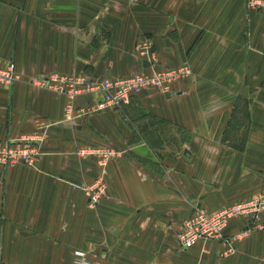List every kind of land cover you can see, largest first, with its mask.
Listing matches in <instances>:
<instances>
[{
	"label": "crops",
	"instance_id": "1",
	"mask_svg": "<svg viewBox=\"0 0 264 264\" xmlns=\"http://www.w3.org/2000/svg\"><path fill=\"white\" fill-rule=\"evenodd\" d=\"M145 41L152 65L135 51ZM9 62L18 80L0 85V143L40 142L32 167L0 166V264H72L74 250L98 264H264V210L230 219L218 239L176 243L195 209L264 194V15L245 0H0ZM178 67L189 75L172 94L142 91L71 124L63 96L28 83ZM96 180L91 209L79 187Z\"/></svg>",
	"mask_w": 264,
	"mask_h": 264
},
{
	"label": "built area",
	"instance_id": "2",
	"mask_svg": "<svg viewBox=\"0 0 264 264\" xmlns=\"http://www.w3.org/2000/svg\"><path fill=\"white\" fill-rule=\"evenodd\" d=\"M247 11L258 12L264 15V0H245ZM150 44L142 42L137 45L136 53L142 60L152 65L154 57L149 51ZM189 75L185 67L165 69L158 72L138 73L126 78L108 80L91 79L82 73L59 75L51 73L32 79L28 83L38 89L48 90L64 98L62 107V122L71 124L75 119L88 113L103 109H116L128 104L129 100L142 91L156 89L161 94H172V85ZM18 80L12 62L0 66V85L11 86ZM261 86L264 88V81ZM82 95H90L97 100L88 109L74 108V100ZM40 138L22 139L20 143H0V166L7 167L17 163L32 167L33 158ZM95 154L94 151L84 149L75 153L77 158H83ZM98 154V153H97ZM103 157L112 155L110 151L102 153ZM101 161L99 166L103 167ZM86 198L89 208H94L103 194V185L96 180L89 185L79 187ZM264 210V194L257 200L224 207L218 211L207 214L200 209H195V214L186 219L177 236L176 243L180 249L186 250L194 246L198 241L218 239L222 228L230 219L250 216L255 219L258 212ZM225 243V242H224ZM226 245L229 241H226ZM72 264H98L89 263L82 251L72 252Z\"/></svg>",
	"mask_w": 264,
	"mask_h": 264
},
{
	"label": "rangeland",
	"instance_id": "3",
	"mask_svg": "<svg viewBox=\"0 0 264 264\" xmlns=\"http://www.w3.org/2000/svg\"><path fill=\"white\" fill-rule=\"evenodd\" d=\"M158 92V91H157Z\"/></svg>",
	"mask_w": 264,
	"mask_h": 264
}]
</instances>
